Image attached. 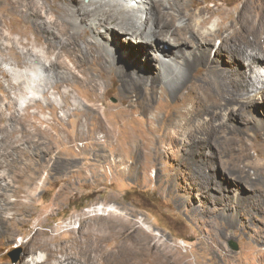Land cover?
Returning <instances> with one entry per match:
<instances>
[{"label": "rangeland", "instance_id": "374dc122", "mask_svg": "<svg viewBox=\"0 0 264 264\" xmlns=\"http://www.w3.org/2000/svg\"><path fill=\"white\" fill-rule=\"evenodd\" d=\"M36 1L44 5L47 12L50 10V15L71 26L70 21L50 5L64 7L66 0ZM252 1L190 0L186 6L194 13L205 9V6L210 9L203 14L210 16L208 26L203 28L205 32L211 27L216 28L221 16L231 17L244 3ZM179 3L168 0L167 7L177 9ZM14 4L15 7L6 6L0 1V30L12 37L8 39L0 35V62L13 81L30 71L33 84L34 77L44 78L43 68L37 65L32 71L31 67L18 66L6 44L18 38L26 41L29 36L34 43L17 45L27 54H33L32 61L50 63L56 54L44 55L41 52L36 56L41 46L36 41L38 37L33 31V24L24 22L18 5L20 1ZM159 8L166 9V6ZM195 16V21L201 18ZM86 36L93 38L90 31L86 32ZM114 38L116 40L118 36ZM214 39L215 44H222L219 35H215ZM115 42L114 45L118 44L117 63L128 64L131 70L132 63L123 57L119 44H128V40ZM163 42L166 41L163 39ZM146 48L144 52L146 59L149 57L148 64L156 63V49ZM63 59L65 64L75 68L68 57L63 56L60 60ZM75 69L80 73L82 68ZM144 69L138 72L146 73ZM253 69L252 80H259L264 67L254 64ZM116 74L114 68L102 77L101 80L109 81L103 90L89 89L82 83L65 87L71 90L75 103L79 101L91 106L94 111L88 117L91 122L88 135L73 136L71 148L67 149L70 159L65 168L59 171L46 169L41 174L34 201L25 219L19 222L16 240L3 251V260L8 259L15 264L22 255L20 242L40 228L53 237L51 245L57 250L59 258L64 240L70 241V264H92L96 251H84L85 244L80 239L97 230L105 236L100 249L110 253L120 252L115 258L123 262H139L142 252L151 249L155 241L158 246L180 250L182 254L189 253L188 258L194 264H264V175L260 170V165L264 166V101L260 94H252L253 105L247 108L245 119L240 116L231 119L229 124L236 127L233 135L221 126L220 109L214 112L217 105L193 98L187 106L192 111H199L197 117H189L188 120L179 114L173 117L171 115L180 104L170 86L163 84L161 90L141 83L125 94ZM261 85L264 86V83ZM242 93L243 98L248 100L246 91ZM3 94L0 86V98ZM13 97L17 99V107L22 109V116L26 117L31 129L53 126L54 131V126L63 125L72 129L73 133L75 121L80 115L72 113L73 106L70 105L72 114L67 116L65 110L59 107V94L55 93L54 105L40 93L22 95L14 89ZM30 97L33 105L23 110ZM7 102V99L0 101L5 108ZM148 103L153 107L151 112L142 110ZM122 109L125 115L120 113ZM9 112L6 109V114ZM61 116L62 121L58 118ZM101 126L115 129L119 140L104 138ZM132 131L141 135L142 140L132 150L124 151L127 146L131 148L127 136ZM235 137L245 138L251 144V156L246 159L251 162L245 167L250 172V178L241 169L238 171L239 159L233 152L235 145L231 141ZM210 175L214 176L212 182L208 181ZM218 182L223 186L218 187ZM234 183H242L249 193L240 185L241 193ZM253 184L257 188L256 201L246 199V194L252 193L250 187ZM87 247L92 248L93 245L89 243ZM33 256L42 260L46 252L37 249L26 254L25 260L31 261Z\"/></svg>", "mask_w": 264, "mask_h": 264}, {"label": "bare ground", "instance_id": "6f19581e", "mask_svg": "<svg viewBox=\"0 0 264 264\" xmlns=\"http://www.w3.org/2000/svg\"><path fill=\"white\" fill-rule=\"evenodd\" d=\"M0 1L2 5L13 7L17 2V0ZM19 1L20 14L25 23L33 24V31L38 37L36 41L39 42L38 46H41L40 51L35 53L36 56L43 52L44 55L55 53L56 57L50 63L32 61L33 54H27L17 45L34 43L29 36L26 41L18 38L6 44L18 66L31 67L32 71L36 70L37 65L43 68L44 78L34 77L33 84L30 81L32 77L30 71L21 74L16 81H13L0 62V86L4 91L0 101L8 100L6 108L0 103V264H11V260H3L5 256L3 251L9 248L18 236L19 222L25 219V214L34 201V192L39 186L38 180L41 174L46 169L51 171L54 168L55 171H59L65 168L70 159L67 149L71 148L73 136H83L85 133L88 135L91 123L88 117L92 116L94 111L91 106L79 101L75 103L71 90L65 89L66 86L82 83L86 88L103 90L109 81L101 80L102 77L115 68L116 75L122 82L123 93L132 91L141 83H148L150 88L161 90L163 84H167L171 87L175 100L180 104L171 116L179 114L186 120L189 117H197L199 111H192L187 106L188 102L193 98L210 102L217 105L214 112L220 109L218 112L222 119L220 124L231 133L236 128L229 124L231 119L239 116L245 119L247 108L253 105L251 100L253 93H259V97L264 101V86H260V83H264V70L260 71L259 80L251 78L254 64L264 67V0L244 3L233 16L227 18L221 16L216 28L211 27L205 32L203 28L208 26L210 16L203 14L210 9L205 6V9L194 13L186 6L190 0H170L180 2L177 9L167 7L168 0H88L87 2L66 0L64 7L50 4L55 12L62 13L70 21L71 26L52 16L53 14L50 15L48 13L50 10L48 12L44 10V5L36 0ZM159 6H166V9H160ZM195 15L201 18L195 21ZM87 31L93 34V38L86 36ZM0 35L8 39L12 38L2 30ZM122 35L125 37L123 36L121 40H128L129 43H119L120 51H123L121 52L123 57L132 63L131 70L128 64L117 63L118 44L113 43L117 40L121 41ZM215 35H219L222 44L217 45L213 42ZM114 36H118V39L115 40ZM163 39L166 42H163ZM147 46L156 49L154 57L157 61L154 64L151 62V65L148 64L149 57L146 59L145 56ZM0 50H2L1 45ZM63 56L68 57L75 68H82L80 73L79 70L65 64V59L61 61ZM143 67L146 73L141 72V74L138 71ZM14 89L22 95L30 92L34 95L40 93L50 100L51 105L55 104V93L59 94L60 109L65 110L67 116L72 113L80 115L75 121L73 133L72 129L63 125L54 126V131H52L53 126L47 128L38 126L31 129L25 120L26 117L22 116V109L17 107V99L13 97ZM244 90L248 100L243 98ZM32 105L30 97L26 100L23 110H27ZM70 105L73 106L72 113L69 110ZM150 105L148 103L142 110L151 112L153 107ZM6 109L10 110L9 114H6ZM120 113L125 115V110L122 109ZM58 118L63 120L62 116ZM101 127L104 138L119 140L115 129ZM141 138L142 136L136 131H132L127 136L131 148L127 146L124 151L132 150L137 142L142 140ZM232 139H235L231 140L232 145H235L233 152L239 159L238 171L241 169V172L244 171L249 177L250 172L245 167L251 162L246 161L251 156L249 154L251 144L245 138ZM243 162L245 164H242ZM263 169L264 166L260 165L262 175H264ZM231 174L232 172L229 173ZM213 179V175L208 177V181L212 182ZM217 184L218 187L223 186L222 183ZM233 185L238 187L241 193L243 187L249 193L242 183L241 188L238 184ZM250 190L252 195L247 193L246 199L258 200L257 188L254 184L251 185ZM51 241L53 237L50 233L40 228L36 229L26 240L20 242L22 255L15 264H70L72 257L70 241L64 240L60 258ZM104 241L105 236L100 230L90 236L84 235L80 239V242L85 244L84 251H96L92 264H194L188 258L189 253L182 254L180 250L158 246L155 241L151 249L142 252L139 262L119 261L115 256H119L120 252L110 253L100 249ZM89 243L93 245L92 248L87 247ZM37 249L46 252L45 259L39 260L33 256L31 261H26L25 255L34 253Z\"/></svg>", "mask_w": 264, "mask_h": 264}, {"label": "water", "instance_id": "95a60500", "mask_svg": "<svg viewBox=\"0 0 264 264\" xmlns=\"http://www.w3.org/2000/svg\"><path fill=\"white\" fill-rule=\"evenodd\" d=\"M235 248H237V245H235Z\"/></svg>", "mask_w": 264, "mask_h": 264}]
</instances>
